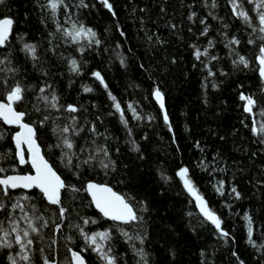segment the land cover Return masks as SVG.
<instances>
[{
  "label": "trees",
  "instance_id": "16d2710c",
  "mask_svg": "<svg viewBox=\"0 0 264 264\" xmlns=\"http://www.w3.org/2000/svg\"><path fill=\"white\" fill-rule=\"evenodd\" d=\"M44 2L5 0L0 5V18L14 20L9 41L13 64L21 68L27 83L37 87L45 81L51 83L61 104L78 107L79 111L72 115L85 126L82 135L87 138V130L94 124L107 137L99 138L97 143L108 147L116 168L105 175L99 167L85 166L80 176H76L61 163L60 150L49 147L56 142L50 126L38 127L42 151L68 184L80 187L88 180L108 184L137 207L143 202L147 211L139 213L143 216L140 227L123 226L133 235L137 232L145 235L143 245L139 241L127 242L113 222L94 209L86 193L75 194V200L71 193H64L68 219L60 233L54 234L51 225L43 230L45 242L56 241L51 247L44 244L43 255L53 264H72L71 249L81 252L87 264H103L91 249L81 251L86 247L83 238L77 230L68 227L82 225L81 217H86L97 220L96 224L85 227L89 233L112 229L110 243L118 264H140L133 243L136 248L144 249L147 264H264V248L248 243L245 219L246 214L251 217L252 240L256 245L264 244V142L252 132L253 121L257 127L264 123L261 114L264 83L258 75L256 59L261 41L248 44L250 38H255L252 30L233 16L228 0H216L215 9L209 7L212 0L207 3L206 0H108L115 15L98 0H84L87 7H78L80 0H66L71 20L61 9L56 17L59 23L70 27L71 21L82 22L101 41L99 46L85 47L82 54L78 45L65 43L62 34L56 31L50 13L39 6ZM244 7L249 10L253 5L245 2ZM210 11L213 15H209ZM192 13L195 16L190 20ZM250 14L256 16L254 11ZM202 19L210 26L207 36L200 35L204 28ZM170 25H176L175 29ZM225 33L240 40L233 47L248 60L247 68L233 64L237 57L225 47ZM148 36L153 37L152 41ZM157 36L163 43L157 42ZM209 39L215 44L210 52L218 57L209 65L215 72L213 77H208L191 47L196 45L203 50ZM23 43L37 46L36 67L21 51ZM71 58L80 62L81 74L69 71ZM42 70L48 75L44 76ZM94 72L101 74L107 88L93 76ZM85 87L92 91L85 92ZM156 88L165 98L171 130L154 101ZM109 92L124 111L127 129ZM241 93L257 101L251 114L244 111L246 101L240 99ZM29 99L35 102L31 93ZM129 104L140 119L134 117ZM18 110H27L25 122H37L38 126L41 116L31 105L27 109L21 105ZM51 114L59 116L57 123L61 124L70 115L55 111ZM15 132L17 128L0 121L3 136L0 153L11 150L12 156L0 161V166L10 169L15 164L16 171L25 174L29 166L19 165L14 158ZM131 140L139 146V152L132 150ZM181 168L188 169V177L198 193L221 218L222 228L229 234L227 238L221 237L200 214L194 197L178 175ZM221 181L224 195L216 190ZM232 187L240 193L239 199L231 193ZM31 194L39 197L36 190ZM34 203L46 217L50 215L52 206L39 198ZM4 215L0 213V218ZM38 247L39 242L34 264H43ZM7 254V250H0V264H8Z\"/></svg>",
  "mask_w": 264,
  "mask_h": 264
},
{
  "label": "snow or ice",
  "instance_id": "6c2138e0",
  "mask_svg": "<svg viewBox=\"0 0 264 264\" xmlns=\"http://www.w3.org/2000/svg\"><path fill=\"white\" fill-rule=\"evenodd\" d=\"M101 2L112 12V5L108 0H101ZM245 2L252 4L253 8L245 10ZM4 3L5 0H0V5ZM228 3L231 5L233 16L242 20L252 30L255 38H250L248 44L253 45L256 44L257 40L261 41L256 59L259 64V76L264 80V0H228ZM39 6L41 10H47L50 13L53 22L56 24V31L62 34L65 43L78 45L81 54L85 47H91L93 44L100 45L101 41L97 38V33L82 22L71 21L70 27H63L59 23L56 17L61 9L69 14L68 18L71 20L70 5L66 0H45ZM87 6L84 0H80L78 7ZM216 6V0H212L209 7L215 9ZM253 11L256 13L255 17L250 14ZM112 14L115 15V12H112ZM209 15H213V13L210 11ZM194 16L195 13H192L189 19L192 20ZM214 18L216 17L214 16ZM255 21H258V23ZM200 23L204 25L200 35L207 36L210 26L207 24L206 19H202ZM13 25V19L0 18V49H7L5 52H0V121L5 125L19 128V131L15 132L12 137L15 145L14 158L21 166L30 164L33 171L19 174L16 171L15 164L10 169L0 166V213H5L4 217L0 218V250L8 251V264H34L33 256L37 250L38 242V251L43 259V264H53L47 256L43 255L45 251L44 244L47 243V246L51 247L56 241L52 239L50 243L45 242L43 230L49 228L50 225L54 234L60 233L63 229L69 211L63 199L64 193H71L72 199L75 200L77 199L75 194L83 191L91 197V205L95 206L104 219L113 222V226L127 242L139 241L143 245L146 239L145 235L140 232L133 235L123 227L127 225L138 228L143 224V216L139 214L147 211V207L143 202H139V207H137L130 199L113 191L108 184L97 183L94 180L82 182L80 187L68 184L54 165L46 159L41 150V145L37 142L39 139L38 127L50 126L56 142L49 147L60 150L61 163L76 176H80L81 169L85 166L93 169L99 167L105 175L110 171H115L116 168V163L112 160L108 147L105 144L97 143L99 138L104 137V139H107V137L98 132L94 124L88 128L89 135L87 138L82 135V133H85V126L80 123L75 115H72L79 111L77 106L61 104V98L51 83L45 81L42 86L37 87L25 81L21 68L15 66L12 60V49L9 41L13 34ZM170 27L175 29L176 25H170ZM121 35H124V33L121 32ZM224 38L226 40L225 47L237 57L233 60V64L243 65L247 68L249 66L248 60L245 56L236 52L235 47H233L238 46L240 40L235 36L229 38L226 33ZM147 39L152 41L153 37L148 36ZM156 39L157 42L163 43L158 36ZM84 41H87V45L84 44ZM191 47L194 49L195 59L207 70L208 77L215 76V72L209 66L212 61L218 59L210 52V49L215 47L213 41L209 39L207 47L203 50L196 45H191ZM21 51L30 57L33 66L36 67L39 61L37 46L32 43H23ZM121 63H123V59ZM68 67L71 73L81 74L80 62L77 59H69ZM42 74L44 76L48 75L43 70ZM93 76L107 88L99 72H94ZM213 87H216V85L213 84ZM84 91L90 92L92 89L85 87ZM30 93L35 101L34 103L29 99ZM109 96L114 101L115 110L120 114V120L127 129L128 121L125 119L121 105L115 102L116 98L110 92ZM154 96L160 108L164 109V97L159 88L155 89ZM240 99L246 101L244 111L251 114L257 101L252 96H246L243 93H241ZM21 105L25 109L31 105L32 110L40 114L41 118L38 120V126L37 122H25L28 111L18 110ZM128 108L133 111L136 119H140L131 104L128 105ZM53 111L57 113L66 112L70 115L65 117V122L61 124L57 123L60 119L59 116H52ZM261 114L264 115V113ZM164 120L168 123L167 113L164 115ZM49 121H51V125H49ZM169 128L171 130L170 125ZM252 132L254 135L260 136L262 138L261 142H264V123L257 127L256 122L253 121ZM128 134L131 136V129H128ZM0 139H3L2 135H0ZM78 140L83 141V143H78ZM129 142L133 145L132 150L139 152V146L136 145L135 141L131 140ZM10 158H12L11 150H9V153H0V161ZM9 172L13 174H6ZM178 175L183 181L184 188L194 197L200 214L215 227L221 237L227 238L229 234L223 230L221 218L208 207L207 202L198 193L188 177V169L181 168ZM162 178L167 179L163 174ZM17 190H19V194L14 195ZM33 190L39 193V197L31 194ZM216 190L220 195H224L223 181L219 183ZM231 193L235 195L236 199L240 198V193L235 187L231 188ZM37 198L46 202V205L52 206L49 216L46 217L37 204L34 203ZM45 211L49 210L46 208ZM81 219L82 225L79 223L68 225V227L77 230L83 238L86 247L81 251L91 249L103 264H118V258L113 253V246L110 243L112 229L89 233L85 230V227L89 224H96L97 220L86 217H81ZM245 219L248 221V243L258 249L264 248V244L256 245L255 241L252 240L251 217L246 214ZM67 239L71 240L72 238L67 237ZM132 247L134 253L140 257V264H147V254L144 249L136 248L135 243L132 244ZM69 251H71L72 264H87L81 252L72 251L71 249Z\"/></svg>",
  "mask_w": 264,
  "mask_h": 264
},
{
  "label": "water",
  "instance_id": "95a60500",
  "mask_svg": "<svg viewBox=\"0 0 264 264\" xmlns=\"http://www.w3.org/2000/svg\"><path fill=\"white\" fill-rule=\"evenodd\" d=\"M99 2H101V0H98ZM257 65H258V75H259V64H258V61H257ZM260 77V76H259ZM103 78V77H102ZM260 79H261V77H260ZM262 80V79H261ZM262 82L264 83V80H262ZM164 97V96H163ZM153 98H154V101L156 102V104H157V106L160 108V105H159V103L157 102V100L155 99V96H153ZM161 109V108H160ZM161 111H162V114H163V116L165 115V113H167V116H168V112H167V108H166V103H165V98H164V109H161ZM4 124V123H3ZM167 125H170V120H169V116H168V123H166ZM5 125V124H4ZM5 126H7V127H11V128H17V131H19V128L18 127H16V126H10V125H5ZM38 143H39V141H37ZM40 144V143H39ZM15 146V145H14ZM41 150H42V148H41ZM43 152V151H42ZM22 166H24V165H22ZM29 166H30V168H31V165L29 164ZM32 170V169H31ZM33 171V170H32ZM20 174V173H19ZM113 189V188H112ZM113 191H115L114 189H113ZM116 192V191H115ZM119 194V193H118ZM89 198H90V200H91V197L89 196ZM93 207H94V209L98 212V210L95 208V206L93 205ZM199 210V209H198ZM99 213V212H98ZM100 214V213H99ZM101 215V214H100ZM102 216V215H101ZM108 221H110V220H108ZM110 222H112V221H110ZM72 261V260H71Z\"/></svg>",
  "mask_w": 264,
  "mask_h": 264
},
{
  "label": "flooded vegetation",
  "instance_id": "af4514ba",
  "mask_svg": "<svg viewBox=\"0 0 264 264\" xmlns=\"http://www.w3.org/2000/svg\"><path fill=\"white\" fill-rule=\"evenodd\" d=\"M26 165H28L29 166V164H26ZM25 166V165H24ZM30 172H32V170H31V168H30V166H29V171L28 172H26V173H30Z\"/></svg>",
  "mask_w": 264,
  "mask_h": 264
}]
</instances>
